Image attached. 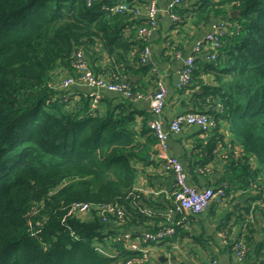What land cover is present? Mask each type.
<instances>
[{
  "label": "trees",
  "instance_id": "obj_1",
  "mask_svg": "<svg viewBox=\"0 0 264 264\" xmlns=\"http://www.w3.org/2000/svg\"><path fill=\"white\" fill-rule=\"evenodd\" d=\"M148 2L0 0V264H126L143 257L123 240L139 225L151 233L174 227L161 242L148 243L152 247L186 238L203 244L183 224L157 227L162 217L148 212L155 203L135 189L134 164L143 159L144 144L130 100L102 94L94 103L92 93L75 98L52 83L58 67L76 77L78 52L104 77L94 65L100 44L110 58L108 81L146 95L131 79L150 74L155 92L152 66L142 63L150 41L139 37L149 20L110 11L120 3L144 9ZM171 12L179 18L172 27L178 31L215 18L230 23L217 58L196 60L184 88L196 90L197 107L216 121L214 132L227 127L240 149L224 180L226 199L254 191L235 220L245 229L237 239L247 247L246 262L260 232L256 257L264 264V0H180ZM147 128L144 120L143 131L157 140ZM77 203L89 204L90 213L71 214ZM111 205L122 221L117 214L104 219L99 208ZM221 230L232 241L229 223Z\"/></svg>",
  "mask_w": 264,
  "mask_h": 264
},
{
  "label": "crops",
  "instance_id": "obj_2",
  "mask_svg": "<svg viewBox=\"0 0 264 264\" xmlns=\"http://www.w3.org/2000/svg\"><path fill=\"white\" fill-rule=\"evenodd\" d=\"M170 2L171 0H164L159 6L158 28L149 36L151 55L148 59V65L152 66V71L156 75L157 84L162 83L167 91L163 116L165 129H168V125L179 115L202 111L197 107L198 99L194 97L196 90L186 89L182 85L181 72L188 58L195 56V61L204 58L202 54H196V48L222 21L215 18L199 27L188 25L182 31L174 30L172 28L174 22L168 9ZM95 49L98 52V56L94 59L97 72L108 79L109 74L104 75V73L110 67V58L102 45L98 44ZM69 75H71L70 71L58 67L53 72L52 83L54 86H59L60 82ZM149 75H135L131 79L135 88L146 94L155 90L151 85ZM202 80L210 81V78L202 76ZM69 93L75 98H79L81 94L92 93L94 95L97 93L100 96L105 94L114 98L127 99L121 95L89 88L80 81H76ZM130 102L136 113L138 141L144 144L143 159L136 160L134 164L138 171L135 189L155 203V206L150 207L148 212L162 217L163 220L157 224V227L167 222L177 223L183 217L173 207L175 206L172 198L175 177L172 171L164 169L159 155L163 153L179 159L186 172L188 184L198 190H203L209 187L218 188L224 183L228 166L233 161V153L234 151L239 152L240 149L234 146L233 137L227 127L223 126L205 135L196 127L186 126L180 133L170 134L168 149L162 152L157 140H151L152 134L143 131L144 120L147 121L149 128L148 122L152 117L150 101L140 99L130 100ZM249 193L250 196L242 192L232 193L230 199L215 200L204 213L188 215V221L183 223L184 228L191 234L201 237L203 244H195L191 239L186 238L172 247L166 244L151 246L149 264H258L256 250L262 240L260 232L251 248L250 259L239 263L230 247L227 235L221 230L224 223H229L232 231L231 239L237 238L241 232L244 233L245 229L235 220L237 216L244 213L247 199L254 196V191L247 192ZM257 219L261 224L262 217L259 214H257ZM150 225L153 228L155 223L152 222ZM150 231L146 225L130 228V232L136 237ZM214 261L216 263H213Z\"/></svg>",
  "mask_w": 264,
  "mask_h": 264
},
{
  "label": "built area",
  "instance_id": "obj_3",
  "mask_svg": "<svg viewBox=\"0 0 264 264\" xmlns=\"http://www.w3.org/2000/svg\"><path fill=\"white\" fill-rule=\"evenodd\" d=\"M164 0H150L144 9L136 8L131 10L126 3H120L112 8L110 11L115 13H122L124 11H133L137 16H144L149 20V27L142 28L139 32V37L142 39H149V36L153 31L158 28V12L159 6ZM180 0H171L168 5L169 12L173 19V22L179 20V18L171 12L173 6L179 5ZM228 20H222L220 24L216 25L213 32L208 34L197 46L196 54H202L207 61L215 60L218 56L219 49L221 48V36L229 27ZM151 55L150 47L145 48L142 54V63L148 64V59ZM195 69V56L187 59L185 66L181 72V83L183 86H189L191 76ZM74 70L76 77L71 75L64 78L59 86H55L57 89L69 93L72 86L76 81H80L89 88L102 90L109 93L124 96L129 100L148 99L150 101V108L152 112L151 120L148 122L149 128L154 132L157 144L161 151L168 149L169 136L171 133H180L186 126H192L198 128L202 133L210 134L216 127V121L212 115L204 112H189L177 116L169 125L168 129H165L164 112L166 107V89L162 83L158 84V88L155 92L149 94L134 93L131 87L126 83H111L104 77L96 76L89 68V65L82 52L77 53V59L74 63ZM97 93H94V103L99 101ZM67 97V96H66ZM163 167L165 170L172 171L175 177V187L173 191V199L175 202V208L182 214L181 221L177 222V225L183 224L188 221V215H200L204 213L215 200H226V190L228 184L224 182L220 187H209L203 190L191 186L187 182V175L179 159L175 157H169L161 153L159 155ZM264 206V202L262 203ZM102 216L106 219L108 214H117L119 220L122 221L123 213L117 206H101L99 208ZM91 211V206L86 203L75 204L70 213L79 214L85 216ZM174 227L169 225L159 230L156 233L148 232L142 234L140 237H134L132 233H124L123 240L126 249L131 251H141L142 258L129 261L126 264H149L150 261V248L148 245L151 243H159L165 239L166 236L174 233ZM232 245V249L235 253L236 259L239 263L245 261L247 254V247L243 240L233 238L229 241ZM146 244V245H144ZM213 263H216L215 261ZM170 264V263H169Z\"/></svg>",
  "mask_w": 264,
  "mask_h": 264
},
{
  "label": "water",
  "instance_id": "obj_4",
  "mask_svg": "<svg viewBox=\"0 0 264 264\" xmlns=\"http://www.w3.org/2000/svg\"><path fill=\"white\" fill-rule=\"evenodd\" d=\"M238 11H233V12H231L230 13V16L232 17V18H236L237 17V15H238Z\"/></svg>",
  "mask_w": 264,
  "mask_h": 264
}]
</instances>
